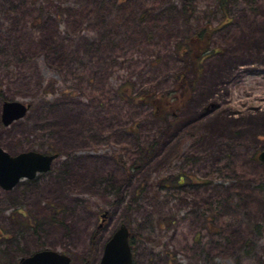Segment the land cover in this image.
I'll return each mask as SVG.
<instances>
[{
  "label": "rangeland",
  "instance_id": "obj_1",
  "mask_svg": "<svg viewBox=\"0 0 264 264\" xmlns=\"http://www.w3.org/2000/svg\"><path fill=\"white\" fill-rule=\"evenodd\" d=\"M0 89V147L58 155L0 188V264H99L120 225L134 264H264V0H0Z\"/></svg>",
  "mask_w": 264,
  "mask_h": 264
},
{
  "label": "water",
  "instance_id": "obj_2",
  "mask_svg": "<svg viewBox=\"0 0 264 264\" xmlns=\"http://www.w3.org/2000/svg\"><path fill=\"white\" fill-rule=\"evenodd\" d=\"M185 1V0H184ZM27 107L18 102L5 101L2 105L1 120L4 126L19 120ZM57 154H41L35 151L10 155L0 147V188L11 190L21 180H32L38 173L49 171ZM264 161V152L259 155ZM106 213L101 214L102 220ZM128 229L121 225L108 239L103 248L99 264H133L128 242ZM17 264H70V258L52 250H43L22 258Z\"/></svg>",
  "mask_w": 264,
  "mask_h": 264
},
{
  "label": "trees",
  "instance_id": "obj_3",
  "mask_svg": "<svg viewBox=\"0 0 264 264\" xmlns=\"http://www.w3.org/2000/svg\"><path fill=\"white\" fill-rule=\"evenodd\" d=\"M209 42H210V32L209 27L205 26L204 28L196 31L194 33V36L191 39L185 40L182 42V52L185 53L187 56V69L188 71L196 72L198 70L199 65L201 64V61L204 59V57L207 55L208 49H209ZM184 78V77H183ZM181 82H179L178 89L181 91L178 94L177 103L181 102V98H185V93L187 88L185 87L184 81L182 78H180ZM126 88L121 89L122 94H126ZM3 94L0 89V99L2 100ZM164 99H160L154 94H146L142 97L136 99L137 104H146L152 107L153 113L156 117L159 119H166L169 115V107L168 105H165L163 101ZM41 152V151H38ZM44 153V152H42ZM182 181H185L184 179H180ZM179 184V182H178ZM132 238V237H131ZM131 244V239L129 240Z\"/></svg>",
  "mask_w": 264,
  "mask_h": 264
},
{
  "label": "flooded vegetation",
  "instance_id": "obj_4",
  "mask_svg": "<svg viewBox=\"0 0 264 264\" xmlns=\"http://www.w3.org/2000/svg\"><path fill=\"white\" fill-rule=\"evenodd\" d=\"M105 221H106V219H105ZM105 221H104V223H105Z\"/></svg>",
  "mask_w": 264,
  "mask_h": 264
}]
</instances>
